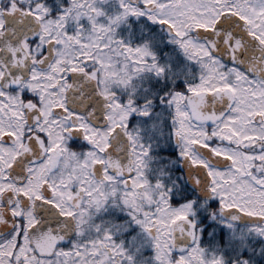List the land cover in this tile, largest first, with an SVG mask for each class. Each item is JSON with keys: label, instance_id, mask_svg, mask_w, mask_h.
Masks as SVG:
<instances>
[{"label": "snow or ice", "instance_id": "1", "mask_svg": "<svg viewBox=\"0 0 264 264\" xmlns=\"http://www.w3.org/2000/svg\"><path fill=\"white\" fill-rule=\"evenodd\" d=\"M0 264H264V0H0Z\"/></svg>", "mask_w": 264, "mask_h": 264}]
</instances>
